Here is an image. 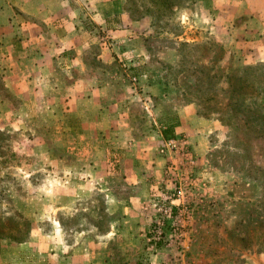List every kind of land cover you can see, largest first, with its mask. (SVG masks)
I'll return each mask as SVG.
<instances>
[{"label":"rangeland","instance_id":"obj_1","mask_svg":"<svg viewBox=\"0 0 264 264\" xmlns=\"http://www.w3.org/2000/svg\"><path fill=\"white\" fill-rule=\"evenodd\" d=\"M195 2L124 3L137 34L131 46L141 53L119 48L114 62L132 81L145 73L160 83L168 97L156 98L167 115L158 116L156 126L162 123L161 131L173 126L172 138L185 141L188 154L171 153L170 159L159 152L168 140L163 139L157 149L165 159L161 179L152 181L156 188L152 187L140 221L133 220L137 226L118 232L112 245L114 262L125 258L131 264H258L251 255L264 253V60L231 50L226 33L193 26ZM92 31L98 50L87 59L96 63L106 37L98 27ZM2 76L0 69V125L5 126L0 131V264L42 263L46 252L41 250L51 247L41 241L36 249L21 248L31 227L19 205L28 196L39 205L61 207L51 214L60 221L69 253L83 245L88 249L86 243H76L78 239L100 241L109 220L117 218L106 211L107 189L117 199L132 194L121 175L124 151L104 146L94 160L90 154L82 158V153L90 152L68 143L67 133L55 131L61 117L43 115L42 99L35 116L18 117L15 130L12 99ZM181 107L193 111L196 138L186 130H174L180 125ZM27 124L33 129L25 132ZM27 138L35 141L28 149L21 144ZM202 142L205 151L200 156L195 146ZM67 166L78 167L76 175L83 178L65 181ZM27 169L34 171L31 176ZM227 173L255 183L257 196L237 199L223 178ZM81 189L83 194L77 195ZM48 223L38 229L39 235L52 234ZM152 253L158 257L151 258Z\"/></svg>","mask_w":264,"mask_h":264},{"label":"crops","instance_id":"obj_2","mask_svg":"<svg viewBox=\"0 0 264 264\" xmlns=\"http://www.w3.org/2000/svg\"><path fill=\"white\" fill-rule=\"evenodd\" d=\"M124 3L125 0H0V69L12 99L14 129L19 130V116H35L42 99L43 115L61 117L55 131L67 133L68 143L90 152L82 153V158L90 154L94 160L105 147L123 150L121 175L132 189L131 195L118 199L107 189L106 211L117 218L109 220L100 241L80 237L76 243H86L88 249L83 245L70 253L60 221L51 214L61 207L39 205L35 197L24 198L19 209L31 230L21 248L36 249L41 241L51 245L41 250L46 257L38 264H131L125 258L114 262L112 245L120 230L137 226L134 222L142 217L140 213L152 187L156 188L152 181L161 179L163 173L165 159L157 152L164 139L160 129L163 125L156 126V120L167 114L156 94L163 101L168 96L162 93L160 83L145 73H138L132 81L114 62L119 48L125 53H141L139 47L131 46L137 34ZM194 5L197 12L193 26L220 35L226 33L233 44L229 45L231 50L264 60V0H197ZM93 26L106 37L97 56L101 60L96 63L87 59L96 53L95 48L98 50ZM14 100L19 105L15 106ZM177 110L180 125L174 127L175 132L186 130L191 134L198 124L193 111L189 107ZM4 129L0 125V131ZM32 129L27 124L23 130ZM29 142L35 141L27 138L21 144L28 149ZM195 148L200 156L205 151L204 143ZM43 160L46 162L48 157L44 155ZM67 169L65 181L83 178L76 175L78 167ZM31 170L25 173L31 176ZM223 178L237 199L257 196L255 183L237 180L228 173ZM82 194L83 189L77 193ZM47 222L52 234L39 235L38 229ZM154 256L157 258L158 253L150 255ZM251 258L264 264V253H254Z\"/></svg>","mask_w":264,"mask_h":264},{"label":"built area","instance_id":"obj_3","mask_svg":"<svg viewBox=\"0 0 264 264\" xmlns=\"http://www.w3.org/2000/svg\"><path fill=\"white\" fill-rule=\"evenodd\" d=\"M185 141L183 140H176L174 138L168 139L165 144L163 145V147H161L159 149V152L162 154H166V155H170L171 153H180L182 155H187L188 151L185 147ZM171 155H170V159H171ZM172 162V161H171ZM173 163V162H172ZM172 166H169V168ZM175 206V205H174ZM172 208V207H171ZM170 208V210H171ZM175 208H179V205H176ZM164 211H166V209H164ZM159 229V228H158ZM177 233V232H176Z\"/></svg>","mask_w":264,"mask_h":264},{"label":"trees","instance_id":"obj_4","mask_svg":"<svg viewBox=\"0 0 264 264\" xmlns=\"http://www.w3.org/2000/svg\"><path fill=\"white\" fill-rule=\"evenodd\" d=\"M172 127L173 126H170L169 131H168V128L167 129L166 128L163 129L162 134H163L164 138L170 139V138H172L174 136ZM26 223L28 224V227H30L29 221H26Z\"/></svg>","mask_w":264,"mask_h":264}]
</instances>
